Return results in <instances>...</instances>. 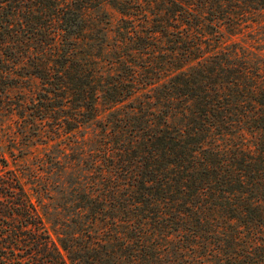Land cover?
Returning <instances> with one entry per match:
<instances>
[{
  "label": "trees",
  "instance_id": "16d2710c",
  "mask_svg": "<svg viewBox=\"0 0 264 264\" xmlns=\"http://www.w3.org/2000/svg\"><path fill=\"white\" fill-rule=\"evenodd\" d=\"M1 132L0 264H264V0H0Z\"/></svg>",
  "mask_w": 264,
  "mask_h": 264
},
{
  "label": "rangeland",
  "instance_id": "374dc122",
  "mask_svg": "<svg viewBox=\"0 0 264 264\" xmlns=\"http://www.w3.org/2000/svg\"><path fill=\"white\" fill-rule=\"evenodd\" d=\"M116 19V15H114ZM14 123V122H10ZM0 145L4 148L7 158L13 162V159H21L25 152H21L15 148V145L10 142V139L5 136L4 132L0 133Z\"/></svg>",
  "mask_w": 264,
  "mask_h": 264
}]
</instances>
